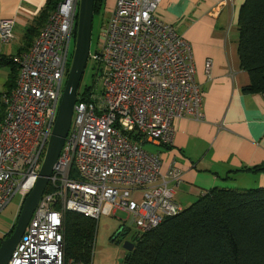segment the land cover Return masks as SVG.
<instances>
[{
  "label": "built area",
  "instance_id": "1",
  "mask_svg": "<svg viewBox=\"0 0 264 264\" xmlns=\"http://www.w3.org/2000/svg\"><path fill=\"white\" fill-rule=\"evenodd\" d=\"M80 0H64L32 46L13 58L15 86L1 96L0 212L32 191L45 158L67 78ZM162 0H115L97 50L100 94L77 97L73 122L25 231L7 264H75L65 260L63 219L94 221L123 211L138 233L182 212L175 203L179 173L160 174V157L144 144L169 147L174 122L203 119L189 45L156 17ZM0 21V43L13 39ZM206 74L211 62L205 64ZM92 264V260L90 262Z\"/></svg>",
  "mask_w": 264,
  "mask_h": 264
},
{
  "label": "crops",
  "instance_id": "2",
  "mask_svg": "<svg viewBox=\"0 0 264 264\" xmlns=\"http://www.w3.org/2000/svg\"><path fill=\"white\" fill-rule=\"evenodd\" d=\"M46 2L0 0V21H14L12 41L0 43V60L10 62L29 50L35 36L26 40L25 34ZM244 2L162 0L156 11V17L171 25L190 46L195 81L202 94L203 119L175 121L172 145L154 151L160 157L163 177L170 170L179 173L178 184H168L182 210L215 187L264 189V170L249 171L264 169V95L242 93L249 85L237 54L238 17ZM206 60L212 62L209 76ZM17 75L15 65L0 66V104ZM225 178L230 180L223 182Z\"/></svg>",
  "mask_w": 264,
  "mask_h": 264
},
{
  "label": "trees",
  "instance_id": "3",
  "mask_svg": "<svg viewBox=\"0 0 264 264\" xmlns=\"http://www.w3.org/2000/svg\"><path fill=\"white\" fill-rule=\"evenodd\" d=\"M63 1L47 0L27 29L26 40L39 35ZM103 1L94 0L93 16L99 13ZM238 33L240 68L249 77V85L242 89V93L263 95L264 0H245L239 11ZM10 64L15 65L12 60H0V66ZM10 83L9 90L15 86L16 80ZM89 91L85 90L82 96L86 97ZM1 116L2 110L0 119ZM263 170L254 168L249 171ZM228 180L222 181L227 183ZM127 231L122 228L121 236ZM95 232L96 221L66 213L63 219L65 260L90 264ZM133 245L122 264H264V189L215 187L178 215L163 220L155 229L138 233Z\"/></svg>",
  "mask_w": 264,
  "mask_h": 264
},
{
  "label": "water",
  "instance_id": "4",
  "mask_svg": "<svg viewBox=\"0 0 264 264\" xmlns=\"http://www.w3.org/2000/svg\"><path fill=\"white\" fill-rule=\"evenodd\" d=\"M93 5L94 0L79 1L74 51L72 54L69 72L62 91L56 120L46 149L45 158L34 188L27 195L21 205L12 235L8 239L1 240L0 242V264H7L12 251L20 241L32 214L47 187L48 179L51 175L53 166L60 155L65 138L69 132L74 105L77 101L78 86L90 51ZM123 248L126 252H131L134 245L125 243Z\"/></svg>",
  "mask_w": 264,
  "mask_h": 264
},
{
  "label": "rangeland",
  "instance_id": "5",
  "mask_svg": "<svg viewBox=\"0 0 264 264\" xmlns=\"http://www.w3.org/2000/svg\"><path fill=\"white\" fill-rule=\"evenodd\" d=\"M225 1L227 2L230 0H225ZM112 3L113 0H104L99 13L93 16L89 55H91L93 52L97 50L98 43L102 35V29L104 28L108 20L109 10L111 9ZM77 20H78V16H77ZM74 44H75V39L71 41L69 47L70 63L74 51ZM190 53H191V49H190ZM191 57H192V53H191ZM207 61L211 62V60H206V62ZM205 64H204V68H205ZM211 69H212V62H211ZM205 73H206V68H205ZM210 73L211 70L206 75L209 76ZM65 82L66 79H64L63 88ZM87 89L95 92L96 94H100L102 90L101 72L96 70L95 64L91 59H89V56L78 86L77 97L82 98L83 97L82 94ZM202 112H203V106H202ZM72 122H73V115H72ZM143 149L148 153L156 154L154 151L157 150L158 148L152 145L144 144ZM241 187L244 186L241 185ZM20 204H21V197L19 195H16L11 199L9 204L0 212V242L1 240L8 239L12 235L17 222V216L20 212ZM122 228H125L128 231L124 236H121L116 240L115 239L116 233ZM137 235H138L137 229L132 224V222L130 221V217L127 216L125 212L117 211L115 212L114 215H108V216L102 214L100 219L96 222V232H95V236L93 240V248H92V264H122V261L126 254L123 245L125 243L133 244L135 241V237Z\"/></svg>",
  "mask_w": 264,
  "mask_h": 264
},
{
  "label": "flooded vegetation",
  "instance_id": "6",
  "mask_svg": "<svg viewBox=\"0 0 264 264\" xmlns=\"http://www.w3.org/2000/svg\"><path fill=\"white\" fill-rule=\"evenodd\" d=\"M116 235H117L116 238H118L119 236H121V235H122L121 230H119V231L116 233Z\"/></svg>",
  "mask_w": 264,
  "mask_h": 264
}]
</instances>
